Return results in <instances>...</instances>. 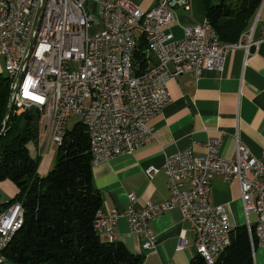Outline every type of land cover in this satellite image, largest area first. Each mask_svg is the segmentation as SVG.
I'll return each mask as SVG.
<instances>
[{"label":"built area","instance_id":"2783aa9c","mask_svg":"<svg viewBox=\"0 0 264 264\" xmlns=\"http://www.w3.org/2000/svg\"><path fill=\"white\" fill-rule=\"evenodd\" d=\"M90 1L96 3L95 10ZM42 3L0 0V55L13 88L21 74L17 92L12 93L13 111H31L38 117L37 145L43 158L62 143L74 114L87 130L93 165L155 141L151 120L170 100L168 82L185 73L198 80L208 69L222 71L233 46L221 40L208 19L185 27L182 38L175 37V8H189L188 0H161L148 10L131 0ZM95 26L100 29L91 34ZM141 41L146 46L145 64L136 57ZM222 142V134L210 137L203 143L204 155H196L193 148L167 155L166 201L139 205L130 194L126 208L101 209L97 225L105 239L115 241V227L126 218L132 232L141 235L143 248L155 250L157 235L151 222L177 207L195 232L196 252L206 264H215L237 227L225 205L210 201L212 177L221 174L226 181H239L255 255L258 246L264 247V148L256 155L237 138L236 155L227 157L221 153ZM159 170L151 166L146 172L153 177ZM252 212L257 216L254 223ZM23 218L20 201L0 212V264H18L4 249Z\"/></svg>","mask_w":264,"mask_h":264},{"label":"crops","instance_id":"0c3cea01","mask_svg":"<svg viewBox=\"0 0 264 264\" xmlns=\"http://www.w3.org/2000/svg\"><path fill=\"white\" fill-rule=\"evenodd\" d=\"M131 1L148 10L161 0ZM188 1L189 8L183 5L175 8L177 20L172 31L176 38L184 36L185 27L208 19L205 0ZM89 6L97 8L93 1ZM232 44L222 71L208 69L198 80L185 73L168 82L170 100L151 120L157 133L155 141L133 153L119 154L93 165L94 185L103 197L102 210L126 208L130 194L136 195L139 205L169 199V181L163 170L167 155L188 148H193L196 155H204L203 143L212 136L223 135L221 153L227 157L236 155L237 138L253 153L261 155L264 148V2L244 39ZM2 58L5 60L0 55V62ZM52 152L41 161L40 175L49 171ZM151 166L160 169L153 177L146 172ZM211 186V203L225 205L237 226L247 225L239 181H226L223 175L214 174ZM17 193L18 187L13 181H0L1 203H7ZM256 217L253 212L249 214L252 223ZM151 226L157 235L155 250L143 248L141 235L132 232L126 218L120 219L115 227L116 241L124 242L132 252L144 254L145 264H189L197 254L195 232L183 220L179 208L160 215ZM98 229L105 239V231ZM180 244L183 247L179 249ZM254 258L257 263H263L264 247L256 248Z\"/></svg>","mask_w":264,"mask_h":264},{"label":"trees","instance_id":"16d2710c","mask_svg":"<svg viewBox=\"0 0 264 264\" xmlns=\"http://www.w3.org/2000/svg\"><path fill=\"white\" fill-rule=\"evenodd\" d=\"M264 0H205L208 21L225 43L244 39ZM137 59L143 64L145 42ZM14 80L0 73V181L18 187L15 197L0 202V212L15 201L24 208L21 227L4 253L18 264H145V255L132 252L122 241L101 237L98 212L103 197L94 185L92 153L85 125L79 120L58 147V159L47 174H39L42 157L32 156L30 144L38 141L39 119H25L12 111ZM1 199V198H0ZM256 241V238H255ZM189 264H206L196 254ZM215 264H255L247 225L237 226L231 243Z\"/></svg>","mask_w":264,"mask_h":264},{"label":"rangeland","instance_id":"374dc122","mask_svg":"<svg viewBox=\"0 0 264 264\" xmlns=\"http://www.w3.org/2000/svg\"><path fill=\"white\" fill-rule=\"evenodd\" d=\"M100 29V27L98 26V27H92L91 29H90V33L91 34H93V33H95L96 31H98ZM0 73H2V74H4V75H7L8 74V72L6 71V62H5V60L2 58L1 59V62H0ZM80 120V117L78 116V115H76V114H74V115H72L71 117H70V119H69V121H68V129H72L73 127H74V125L78 122ZM58 147H59V145H55L54 146V148H53V155H51V157H50V159L53 157V159H52V164H51V167H50V169H49V171L51 170V169H53L54 168V166L56 165V163H57V159H58ZM30 151H31V154H32V156L33 157H35V158H38V156L41 154V149H40V147L37 145V143L36 142H32L31 144H30ZM44 158L42 157V160H43ZM48 171V172H49ZM47 172V173H48ZM46 173V174H47ZM255 221H253V223H254Z\"/></svg>","mask_w":264,"mask_h":264},{"label":"water","instance_id":"95a60500","mask_svg":"<svg viewBox=\"0 0 264 264\" xmlns=\"http://www.w3.org/2000/svg\"><path fill=\"white\" fill-rule=\"evenodd\" d=\"M44 1H45V0H43L42 6H43V4H44ZM41 8H42V7H41ZM41 8H40V11H41ZM40 11H39V12H40ZM20 79H21V74H19L18 77H17L16 85H15V87L13 88V92H14V93L17 92V88H18V85H19ZM13 108H14V103H13V101H11V103H10V107H9V113H8V116H7L6 121H5V123H4V126H5V127L7 126L8 119H9V116L11 115V113H12V111H13ZM33 117H34V115H33V113H32L31 111H29V112H27V113L25 114V119H27V120H31V119H33Z\"/></svg>","mask_w":264,"mask_h":264}]
</instances>
